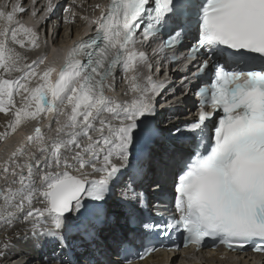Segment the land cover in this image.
Here are the masks:
<instances>
[{
  "label": "snow or ice",
  "instance_id": "snow-or-ice-1",
  "mask_svg": "<svg viewBox=\"0 0 264 264\" xmlns=\"http://www.w3.org/2000/svg\"><path fill=\"white\" fill-rule=\"evenodd\" d=\"M96 7L98 16L82 17L92 34L63 50L57 65L46 55L25 62L11 45L39 48V33L17 19L27 11L22 0L0 6V113L12 117L0 140L37 122L25 138L34 151L22 144L0 164V261L26 264L14 250L39 239L52 244L53 264H136L173 235L184 247L211 240L264 252V0ZM53 9L49 0L41 20ZM156 40L159 71L169 67L160 80L141 50ZM180 46L188 63L172 87ZM117 74L129 99L106 94ZM170 88L160 120L157 97ZM188 95L199 98L198 115L181 121L175 106ZM42 118L49 132L54 121V134L45 137ZM113 207L128 227L115 248L100 243L101 228L116 220Z\"/></svg>",
  "mask_w": 264,
  "mask_h": 264
},
{
  "label": "bare ground",
  "instance_id": "bare-ground-1",
  "mask_svg": "<svg viewBox=\"0 0 264 264\" xmlns=\"http://www.w3.org/2000/svg\"><path fill=\"white\" fill-rule=\"evenodd\" d=\"M79 22L82 23L81 20H79ZM0 23H2V22H0ZM77 31H79V29H78V26L75 25L74 28H73V30H72V32H74V36H77ZM67 35H69V32H68ZM23 55H25V54H23ZM26 59L25 60H26L27 63H30L33 60V59H30L29 57L26 58ZM12 76L15 77V73H13ZM44 123H45V120L42 118V119L39 120L38 126L41 128L42 125H44ZM36 126H37V123H35V124L27 123V124L21 125L19 127V131L18 132H16L13 135L7 136V138H6L7 141H6L5 145L0 148V153L4 151L3 153L0 154V164H2L5 160H7L8 156L13 151H15L17 148L21 147L22 144L25 145V146H27L29 148V150H33L34 151V146L33 145H28L25 138L28 135L33 134L34 129H35ZM55 127H56V125L54 124V126L52 128L53 129V132H49L48 129L46 131H42L44 133L45 137H47L48 135L54 134ZM17 160H18V162H21L22 163L23 160H24V157H18ZM1 185H4V180H3L2 176H0V186ZM37 206H39V205H37ZM117 221H118V219H117ZM39 240H35L34 242L31 241V245H30V248H29V251H31L32 255L35 258V262L33 264H38V262L40 261V259L43 256L42 247H41V244H40ZM51 251H53V249L50 250V252ZM209 261H212V260H209Z\"/></svg>",
  "mask_w": 264,
  "mask_h": 264
},
{
  "label": "rangeland",
  "instance_id": "rangeland-1",
  "mask_svg": "<svg viewBox=\"0 0 264 264\" xmlns=\"http://www.w3.org/2000/svg\"><path fill=\"white\" fill-rule=\"evenodd\" d=\"M65 32H63V30H62V32L60 33V39H63L64 38V36H65V34H64ZM12 46V45H11ZM12 47H15L16 48V50L17 51H19L21 54H23L22 52L23 51H25L26 49H21V48H19V47H16V46H12ZM19 49V50H18ZM28 53L25 55V57L26 58H30V59H33L34 60V57L32 56V54H31V52L29 51V50H26ZM28 56V57H27ZM27 60V59H26ZM26 60H25V62H26ZM16 74L17 73H15V76H16ZM6 75V74H5ZM18 75V74H17ZM6 78H7V76H6ZM17 101V100H16ZM11 115L10 114H8V115H6V114H4V113H0V128L2 127V126H4V127H7V124H8V122L11 120ZM3 124V125H2ZM1 186H3V185H1ZM30 253H31V251H30ZM32 254V253H31Z\"/></svg>",
  "mask_w": 264,
  "mask_h": 264
},
{
  "label": "clouds",
  "instance_id": "clouds-1",
  "mask_svg": "<svg viewBox=\"0 0 264 264\" xmlns=\"http://www.w3.org/2000/svg\"><path fill=\"white\" fill-rule=\"evenodd\" d=\"M0 235H2V232H0ZM157 260H159V258ZM157 260L153 264H160V262Z\"/></svg>",
  "mask_w": 264,
  "mask_h": 264
}]
</instances>
